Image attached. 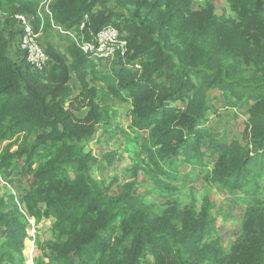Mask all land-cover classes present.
<instances>
[{"label":"trees","instance_id":"16d2710c","mask_svg":"<svg viewBox=\"0 0 264 264\" xmlns=\"http://www.w3.org/2000/svg\"><path fill=\"white\" fill-rule=\"evenodd\" d=\"M226 1L233 17L218 15L214 0H52L56 25L86 40L109 26L119 30L126 63L108 73L71 40L66 53L46 41L53 65L35 71L18 46L13 53L22 33L14 18L34 17L39 32L43 0H0V180L28 177L23 211L13 196L0 201V264H25L30 219L51 223L47 264H264V0ZM49 28L46 17L43 32ZM72 75L83 87L75 99ZM89 79L131 103L130 133L122 134L135 177L144 168L139 154L167 179L178 178L185 158L183 165L241 200L242 233L229 249L214 238L209 199L201 210L174 198L160 207L135 196V184L117 193L97 180L86 144L110 118ZM216 93L231 108H247L246 146L204 127Z\"/></svg>","mask_w":264,"mask_h":264},{"label":"rangeland","instance_id":"374dc122","mask_svg":"<svg viewBox=\"0 0 264 264\" xmlns=\"http://www.w3.org/2000/svg\"><path fill=\"white\" fill-rule=\"evenodd\" d=\"M205 1L206 0H196L200 5ZM214 1L217 6L218 15L233 17L232 14H230L229 3L226 0ZM44 2H41L39 6V9H42V13H46L49 7V5L44 4ZM20 17H25L30 22L34 20V17H27L25 15L16 16L14 18L16 21L15 27H18L19 30H21V25L18 22ZM5 20L6 17L1 14L0 10L1 26L5 24ZM48 31L49 36H45V33ZM46 32L40 33L42 35H40L41 44L44 49H47V41L52 42L62 53H66L67 47L72 41L69 36L61 34V32L54 29L53 26ZM20 38L21 35L16 39L13 53H15L17 49L16 47L18 46ZM126 54L127 52L124 55L118 54L110 61H98L99 69L103 72L112 73V71L119 69L121 64L126 63ZM88 81L99 90L97 102L101 107V111L108 112L110 118L96 126L95 137L86 144L85 152H92L97 159L95 164L97 180L104 181L107 187H112V190L117 193L123 191L124 187L135 184V196H139L143 200L154 202L160 207H166L167 202L174 198L178 199L184 207L194 205L198 210H201L207 199H209L214 206L213 215L216 220L217 232L214 234V238L217 236L222 238L224 247L229 249L230 245L236 242L242 233L246 208L241 200L232 197L217 186L209 184L205 181L202 174L195 171L192 166L188 164L183 165L182 162L185 158H179V167L177 169L180 174L178 178L167 179L158 173L157 167L150 158L148 159L145 155L139 154V159L144 162V164L141 163L144 168L140 170L137 177H135L136 174H134L133 171L134 158H130L129 154L125 151V139L122 134V131L130 133L129 127L132 123V119H130L129 112L131 110V103H121L109 93V89L103 84L95 83L91 79ZM70 85V98L75 99L81 93L83 87L74 75H72ZM71 101L66 105L68 109H70L69 106ZM209 103L212 110L207 114V123L204 126L208 130V133L210 135H218L219 137L217 138H224L227 143L236 140L246 146L247 143L245 142L244 132L245 124L248 119L247 108L229 107L222 93L212 95L209 99ZM74 104L76 105V103ZM173 105L176 107L184 106L182 103ZM87 113L88 110H84L78 116L82 117ZM36 135L28 137L31 144H34ZM142 135L144 138H147V133H142ZM15 150L16 148L13 149V151ZM22 166L23 162L20 161L16 167L21 169ZM149 170L160 176L158 181L160 183H156L152 176L147 173ZM27 178V176L17 174L12 177V184L0 180V201L4 200L7 202L9 196H13L16 200L21 201L20 208L22 209L21 211H23L25 205L22 204L24 193L21 190V184L25 185ZM261 186L264 195V181H262ZM50 228L51 223L48 220H43L39 225H36L34 220L30 219V229L27 233L28 238L24 241L23 254L26 261L25 264H37L36 260L38 258H44L45 263H49V259L45 257L54 255L49 251L50 243L48 242L50 241L51 235Z\"/></svg>","mask_w":264,"mask_h":264},{"label":"built area","instance_id":"2783aa9c","mask_svg":"<svg viewBox=\"0 0 264 264\" xmlns=\"http://www.w3.org/2000/svg\"><path fill=\"white\" fill-rule=\"evenodd\" d=\"M43 2L44 4H48L49 7L46 13H42V9H38L37 17L40 21L39 32H35L33 22H30L27 18L20 17L18 19L22 29L18 47L25 55L26 62L31 65L35 71H48L53 64L50 56L42 46L40 38V33L46 28V17L50 18L51 27L53 26V28L59 30L61 34L69 36L72 42L86 56L99 58L103 62L114 59L118 54L124 55L128 51L127 41L121 39L120 32L116 27L109 26L104 28L91 40H86V37L83 35H78L64 28L56 27L57 25L55 26L54 20H52V14L49 12L52 0H43ZM83 29L84 25L81 26V31H83ZM135 65V69L140 68L139 64Z\"/></svg>","mask_w":264,"mask_h":264},{"label":"clouds","instance_id":"9594fccd","mask_svg":"<svg viewBox=\"0 0 264 264\" xmlns=\"http://www.w3.org/2000/svg\"><path fill=\"white\" fill-rule=\"evenodd\" d=\"M34 30H35V28H34ZM36 32V31H35ZM53 62V61H52ZM53 65V64H52ZM52 67V66H51ZM51 69V68H50Z\"/></svg>","mask_w":264,"mask_h":264}]
</instances>
